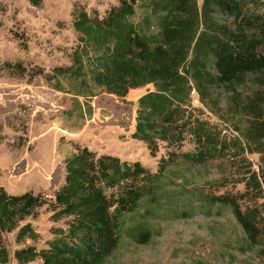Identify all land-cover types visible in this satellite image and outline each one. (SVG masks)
Here are the masks:
<instances>
[{"label":"trees","instance_id":"1","mask_svg":"<svg viewBox=\"0 0 264 264\" xmlns=\"http://www.w3.org/2000/svg\"><path fill=\"white\" fill-rule=\"evenodd\" d=\"M26 1L33 7L41 3ZM135 4L139 21L132 20ZM70 16L76 43L69 64L52 67L44 80H54L56 90L65 83L85 99L88 113L95 88L123 100L129 89L151 84L153 90L136 99L130 137L143 142L151 157L163 142L165 156L150 172L137 160L76 146L62 159L63 182L47 204L53 217L66 219L39 246L26 219L36 217L45 199L29 191L9 194L0 186V264L8 261L2 234L13 230L18 264L35 258L41 264H106L121 236L148 234L130 225L128 216L141 201L154 203L177 156L193 164L231 160L241 189L204 196V204L228 209L245 244L257 248L258 264H264V0H116L100 18L74 1ZM152 22L154 34L147 32ZM4 64L15 76L41 74L25 73L19 62ZM215 88L225 94L223 122L230 133L190 103L194 90L206 106ZM185 135L193 148L178 152Z\"/></svg>","mask_w":264,"mask_h":264},{"label":"rangeland","instance_id":"2","mask_svg":"<svg viewBox=\"0 0 264 264\" xmlns=\"http://www.w3.org/2000/svg\"><path fill=\"white\" fill-rule=\"evenodd\" d=\"M74 1L99 18L116 4V0H41L33 7L26 0H0V186L9 194L29 191L45 199L36 217L26 219L36 232L37 246L54 237L52 228L66 219L53 217L47 204L63 182L62 159L76 146L121 160H137L150 172H155L158 158L166 152L164 143L158 142L151 157L143 142L130 137L136 95L153 90L151 84L132 90L123 100L95 88L88 113L82 104L85 99L68 91L65 83L56 90L54 80L50 84L44 80L43 74L52 67L69 64L76 43L70 16ZM134 8L132 20L139 21L141 9L138 4ZM156 31L150 23L147 32ZM4 62H19L25 73L40 70L41 74L15 76ZM224 98L223 90L215 88L212 100L206 99L203 106L197 93L190 92V103L202 110L200 116L216 123L221 132L230 133L223 122ZM192 148L185 135L178 152ZM248 158L256 162L257 155ZM253 167L256 169L255 164ZM237 171L227 158L193 164L177 156L176 164L165 170L154 203L141 201L128 216L130 225L146 229L148 234L121 236L106 264H258L257 248L245 244L230 211L204 204V196L241 189L234 182ZM14 232L2 234L8 249L6 264H18L12 256ZM26 264L41 261L35 258Z\"/></svg>","mask_w":264,"mask_h":264},{"label":"crops","instance_id":"3","mask_svg":"<svg viewBox=\"0 0 264 264\" xmlns=\"http://www.w3.org/2000/svg\"><path fill=\"white\" fill-rule=\"evenodd\" d=\"M141 88H142V87H141ZM141 88H140V87H138V88H134V89H141ZM134 89H129V90L127 91V93H126L125 97H126V96L128 97V94H130V93H131V91H132V90H134ZM142 93H143V92H142ZM142 93L139 91V92L137 93L136 97H137V96H140ZM136 97H135V98H136Z\"/></svg>","mask_w":264,"mask_h":264}]
</instances>
